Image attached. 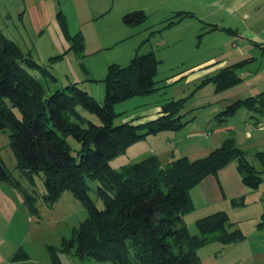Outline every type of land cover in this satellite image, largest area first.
I'll return each mask as SVG.
<instances>
[{
  "label": "trees",
  "instance_id": "16d2710c",
  "mask_svg": "<svg viewBox=\"0 0 264 264\" xmlns=\"http://www.w3.org/2000/svg\"><path fill=\"white\" fill-rule=\"evenodd\" d=\"M187 15L191 13L178 11L174 15L176 20L169 19L166 25ZM145 17L143 10L136 9L123 14L122 20L133 25ZM58 20L70 44L64 52L50 57V62L61 59L70 50L80 54L84 49L82 34L68 35L61 14ZM213 28L216 25L210 27ZM252 60L253 57L240 59L204 77L186 97L164 102L156 118L138 124L130 121L114 124L118 114L113 109L115 103L157 89L155 76L160 60L153 50L135 51L126 66L110 64L103 79L105 96L99 102L76 83L47 94L36 72L55 77L0 29V129L9 130L17 167L26 173L42 174L49 200H55L63 190H70L88 213L75 236L63 239L60 249L48 246L49 264H62L59 253L72 250L78 256L113 264H201L198 247L212 241L227 244L244 238L240 229L228 228L231 223L225 211L198 218L195 234L184 220L193 207L189 190L204 176L216 173L232 161L237 162L246 186L250 189L259 186L261 171L247 161L245 151L232 136L226 137L207 156L195 160L181 156L161 165L155 155H150L117 169L109 160L147 134L181 128L185 124L182 110L198 88L213 82L216 90L221 91L239 83L241 78L236 69ZM263 102L261 95L237 99L214 118L224 121L241 106L261 110ZM77 104L94 113L101 124L88 121L82 127L85 119L77 111ZM69 135L80 144L77 157L71 152ZM256 154L264 166V153ZM87 178L98 181L95 193L103 208L89 196ZM0 180L13 183L1 159ZM33 199L24 194L27 206L32 205ZM29 207L36 211L34 206ZM26 258L27 254L19 250L13 256V260Z\"/></svg>",
  "mask_w": 264,
  "mask_h": 264
},
{
  "label": "crops",
  "instance_id": "0c3cea01",
  "mask_svg": "<svg viewBox=\"0 0 264 264\" xmlns=\"http://www.w3.org/2000/svg\"><path fill=\"white\" fill-rule=\"evenodd\" d=\"M129 1L0 0V29L24 52L30 53L37 62L45 66L53 63L50 62V57L64 52L70 44L61 29L58 14L65 21L68 35L82 34L84 48L93 43H97L96 47H99L104 45L105 34L111 33L110 25L118 22L121 15L126 13L127 5L134 2ZM178 2L180 6L175 8L177 12H190L194 15L191 18L201 23L221 12L217 20L207 23L210 26L216 25L212 32L230 34L226 29L233 31L236 36L231 46L233 60L227 58V54L222 51L212 52L213 54L205 55L199 62L201 69L198 72L195 69L175 70L164 77L167 82L183 80L184 85L189 87L191 83L198 81V84L201 79L214 74L225 65L246 57H253L254 60L236 69V74L241 78L239 83L221 91L216 90L213 82L198 88L182 110L185 124L181 128L147 134L110 160L121 158L118 164L112 165L115 168L150 155H155L161 165L181 156L195 160L207 156L226 137L232 136L236 145L245 151L247 161L261 171L262 180L259 186L256 189L246 186L237 169V162L232 161L216 173L204 176L189 190L193 207L185 214L184 220L189 231L195 234V221L198 218L225 211L231 223L228 228H238L244 234V238L236 242L222 244L212 241L198 247L201 264H264V224H261L264 216V166L256 154L264 153V125H260L264 123V102L259 108L261 110L241 106L224 121L214 118L237 99L261 95L264 101V0ZM184 20H180L179 24H183ZM222 20L225 22H221ZM44 49L56 50L50 52L43 61L41 59L45 58ZM193 89L187 92L182 88L172 99L186 97ZM164 102L143 109L133 116L135 118L126 121L138 124L156 118ZM234 201L242 203L235 204Z\"/></svg>",
  "mask_w": 264,
  "mask_h": 264
},
{
  "label": "rangeland",
  "instance_id": "374dc122",
  "mask_svg": "<svg viewBox=\"0 0 264 264\" xmlns=\"http://www.w3.org/2000/svg\"><path fill=\"white\" fill-rule=\"evenodd\" d=\"M178 5V0H134L129 3L125 12L141 9L146 15L145 19L140 23L128 25L123 22L121 15L118 22L110 25L111 33L105 34L104 45L96 47L97 43H93L80 54L70 50L61 59L46 64V69L55 79L36 72L46 93L64 90L67 85L76 83L80 89L102 102L105 96L103 79L108 66L112 63L126 66L135 51L143 53L149 50H153L160 60L155 77L158 89L115 103L113 109L118 114L113 123L119 124L135 118L133 116L139 111L172 99L182 88L189 92L198 81L187 87L183 80L171 83L164 77L175 70L195 69L198 72L201 69L199 62L205 55L213 54L212 52L222 51L227 54V58L233 60L231 46L236 36L233 33L212 32L214 30L210 29L211 26L207 22L217 20L221 12L208 17L205 23L191 18L194 15H187L180 19H185L183 24H179L180 20H177L167 26L169 19L176 20L174 15ZM54 50L56 49H44L45 58L41 60H46L47 55ZM217 57L220 58V55ZM76 109L85 119L81 123L82 127H86L88 121L101 124L94 113L87 111L80 104H77ZM15 112L19 114L17 110ZM67 141L72 154L77 157L80 144L70 135L67 136ZM0 159L13 179V183L0 180V264H49L48 246L60 249L63 239L69 240L75 236L76 230L87 218L88 213L70 190H63L55 200H49L46 197L42 174L26 173L17 167L10 147L8 129H0ZM120 159L118 157L109 160V164H118ZM86 181L89 196L99 208H103V202L95 193L98 181L90 178ZM24 194L34 198L29 206H34L36 211L27 206ZM18 250L26 253L27 258L13 260ZM59 259L62 264H113L111 261L78 256L74 250L70 253L60 252Z\"/></svg>",
  "mask_w": 264,
  "mask_h": 264
},
{
  "label": "built area",
  "instance_id": "2783aa9c",
  "mask_svg": "<svg viewBox=\"0 0 264 264\" xmlns=\"http://www.w3.org/2000/svg\"><path fill=\"white\" fill-rule=\"evenodd\" d=\"M260 125L262 126V125H264V123L262 122Z\"/></svg>",
  "mask_w": 264,
  "mask_h": 264
}]
</instances>
